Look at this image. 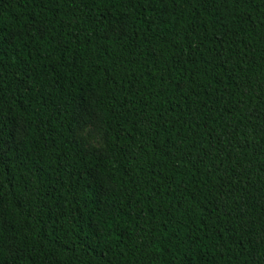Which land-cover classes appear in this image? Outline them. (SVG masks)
I'll use <instances>...</instances> for the list:
<instances>
[{
  "label": "trees",
  "instance_id": "16d2710c",
  "mask_svg": "<svg viewBox=\"0 0 264 264\" xmlns=\"http://www.w3.org/2000/svg\"><path fill=\"white\" fill-rule=\"evenodd\" d=\"M0 264H264V0H0Z\"/></svg>",
  "mask_w": 264,
  "mask_h": 264
},
{
  "label": "rangeland",
  "instance_id": "374dc122",
  "mask_svg": "<svg viewBox=\"0 0 264 264\" xmlns=\"http://www.w3.org/2000/svg\"><path fill=\"white\" fill-rule=\"evenodd\" d=\"M12 131L13 141H18L23 135L20 122L14 124ZM76 139L82 144L86 151L90 153L96 155L105 153L106 143L103 130L99 124V118L86 109H83L79 114Z\"/></svg>",
  "mask_w": 264,
  "mask_h": 264
}]
</instances>
